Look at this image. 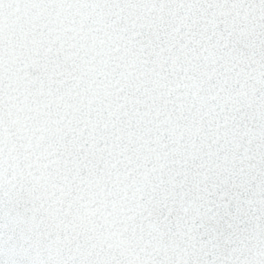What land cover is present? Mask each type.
<instances>
[{"label":"snow or ice","instance_id":"obj_1","mask_svg":"<svg viewBox=\"0 0 264 264\" xmlns=\"http://www.w3.org/2000/svg\"><path fill=\"white\" fill-rule=\"evenodd\" d=\"M0 264H264V0H0Z\"/></svg>","mask_w":264,"mask_h":264}]
</instances>
